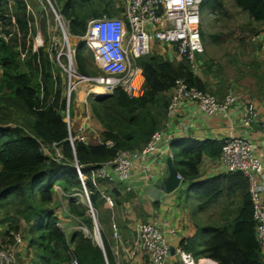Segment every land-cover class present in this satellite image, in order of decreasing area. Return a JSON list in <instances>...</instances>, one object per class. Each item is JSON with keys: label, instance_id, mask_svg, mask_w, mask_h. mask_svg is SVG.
<instances>
[{"label": "trees", "instance_id": "obj_1", "mask_svg": "<svg viewBox=\"0 0 264 264\" xmlns=\"http://www.w3.org/2000/svg\"><path fill=\"white\" fill-rule=\"evenodd\" d=\"M56 1L73 34H84L93 18L104 14L121 16L124 12L122 0ZM28 2L0 0V226L9 222L0 247H9L3 246L5 240L9 244L15 242L12 233L19 230L24 220L29 264H73L74 260L76 264H119L112 234L113 223L117 224L113 219L125 199L123 187L101 177L96 178L95 185L92 170L113 160L120 150H141L164 127L177 80L183 79L188 86L209 91L218 98L223 91L220 85L207 89L206 82L187 60H171L150 53L138 59L145 77L144 94L131 97L125 89L117 87L109 94L90 95L92 114L102 126V142L76 140L73 145L66 120L64 75L57 71V64L49 54L45 14L39 20L43 42L36 48L37 20ZM235 2L249 14L252 23L264 24V0ZM222 7L223 0H203L201 14L204 11L218 14ZM200 29L207 45L208 34L202 23ZM93 59V52L86 44H79L76 51L79 73L96 75L91 70ZM198 60L200 71L211 70L208 63L213 64L204 58V53ZM254 66L259 64L255 62ZM257 78L263 84L264 76ZM107 141H113L114 145L108 146ZM223 145V140L212 138L178 137L170 142L177 171L184 182L190 183L186 192L199 199L198 208L222 202L225 205L221 222L197 223L196 234L182 240L180 246L192 253L196 261L208 258L217 264H264V250L256 235L250 183L243 171H226L200 179L204 158L219 160ZM44 146L50 148L51 155L45 153ZM76 159L83 165L103 246L83 229L74 231L69 239L53 207L55 187L59 186L67 194L71 214L89 231L94 230L89 206L71 196L84 190ZM107 194L113 198V206L107 201Z\"/></svg>", "mask_w": 264, "mask_h": 264}, {"label": "built area", "instance_id": "obj_2", "mask_svg": "<svg viewBox=\"0 0 264 264\" xmlns=\"http://www.w3.org/2000/svg\"><path fill=\"white\" fill-rule=\"evenodd\" d=\"M47 14L46 29H52L48 34L50 41L49 54L69 78V92L66 94L67 110L66 120L70 130V140L75 145L76 140L87 141L81 132L73 136V127L70 114L72 102V90L76 89L73 77L80 76L87 82H93L103 88V93H111L115 88L122 87L131 97H138L145 92V77L143 68L138 59L148 55L157 46H165L171 60H187L194 72H198L200 62L198 56L204 53V43L200 25L202 23L201 4L203 0H122L124 12L122 16H108L89 20L84 34H73L70 31L68 20L65 18L56 0H39ZM29 9L33 12L32 5L28 2ZM34 14V12H33ZM52 14L50 26L49 16ZM49 33V32H48ZM42 41V36H36ZM85 43L91 50L95 61L100 66L103 74L87 76L79 73L76 64V51L79 44ZM38 46V44H36ZM166 51V52H167ZM174 56V57H173ZM65 82V79H64ZM96 89H90L88 95L95 93ZM239 95L232 87L228 89L223 100L215 94L190 87L183 79L176 82L168 107L167 119L164 127L156 131L149 142L138 151L120 150L113 160L104 162L100 168L92 170L93 182L97 185L96 178H106L111 181H127L135 164L140 170H149L160 155H168L172 158L170 142L178 137H190L189 127L184 125L181 133L170 130L175 118L180 117L188 106L195 107L207 117H214L220 113H228L238 102ZM245 114L242 117L244 126L252 127L257 121L256 108L252 100L245 103ZM88 109L80 117L81 129L90 119ZM171 127V128H170ZM223 150L219 161L227 171L241 170L250 183L251 201L254 208L257 239L264 250V197L263 186L259 183L258 175L263 169V162L255 153L253 143L245 136L240 135L232 128L223 137ZM108 146H113V141H107ZM45 153L51 155L48 146H44ZM60 155V154H59ZM76 167L79 169L84 181V192L88 200V206L98 228L95 209L92 206L90 192L86 185V176L83 165L76 159ZM180 175V174H179ZM181 177V176H180ZM182 178V177H181ZM127 189H132L127 186ZM83 193V192H82ZM81 193L71 194L76 197ZM107 201L114 205L113 198L107 196ZM78 201V199H76ZM81 229L89 231L82 223ZM114 235L118 236L116 224L113 223ZM99 230V228H98ZM140 246L147 252L153 264H165L173 249L163 233L159 221L149 220L138 224ZM16 242L21 236L16 235ZM21 241V240H20ZM98 242V241H97ZM99 243V242H98ZM100 245L103 243H99ZM183 264H203L196 261L193 254L184 250L181 246L176 248ZM16 253L12 247H0V264H14ZM76 260L73 264H76Z\"/></svg>", "mask_w": 264, "mask_h": 264}, {"label": "crops", "instance_id": "obj_3", "mask_svg": "<svg viewBox=\"0 0 264 264\" xmlns=\"http://www.w3.org/2000/svg\"><path fill=\"white\" fill-rule=\"evenodd\" d=\"M259 35L260 39L264 42V31H261ZM262 46L264 49V45ZM253 74L255 76H264V63L256 68ZM240 85L239 89L237 88L238 90H236L239 95L238 102L228 113H220L214 117H207L195 107L187 105L182 115L175 118L170 130L175 131L176 135H178L181 133L184 125H187L189 127L190 137L197 139H222L234 128L236 133L247 137L253 143L255 153L264 165V91L262 90V87L264 88V82L262 84L261 81L258 82V80H255L250 85L244 83ZM218 96L223 100L225 92ZM87 97L86 93H84V96L77 94L74 97L73 102H75L78 111L75 118L71 116L73 118V127L76 129V132H81L85 136L87 142L99 144L102 142L100 134L102 126L93 116ZM247 99L252 100L256 108L257 121L252 127L244 126L242 123ZM87 109L91 117L83 129H81L82 122L80 120V114L83 110L85 111ZM167 159L168 155H160L153 166L149 170L144 171V173L140 170L139 165L135 164L132 174L127 181H113L114 185H122V196L125 198L119 208V213L113 219L117 223L118 236L114 235L113 229L112 238L115 243V251L119 264H153L147 252L140 246L138 224L141 222L149 220L159 221L161 229L173 249L165 264H183L176 248L180 246L182 240L196 234L197 223L221 222V216L225 211L223 202L222 204L207 206L204 209L198 208L197 205L199 203L193 201L195 200V197L192 196L193 193L189 194L186 192L190 186L189 182H184L180 189L165 196L163 199L155 201L149 199L148 188L165 175ZM226 171L219 160L206 157L201 166L200 179H206ZM258 180L263 186L264 197V166L259 172ZM127 186H131L132 189L128 190ZM110 188L107 187L106 190L108 191ZM55 189L57 192L56 197L59 196L62 202L63 199L65 202H63L64 207L61 211L56 210L54 207L55 204L53 207L59 218V225L70 239L74 231L81 229L82 221L69 211L67 194L59 186H56ZM191 197H194L192 198L193 200H191ZM217 207L220 208L217 209ZM22 221L25 222L24 220ZM26 242L28 243V240ZM25 246L26 243H21L22 250ZM198 261L203 262V264H217L216 261L208 258H199Z\"/></svg>", "mask_w": 264, "mask_h": 264}, {"label": "rangeland", "instance_id": "obj_4", "mask_svg": "<svg viewBox=\"0 0 264 264\" xmlns=\"http://www.w3.org/2000/svg\"><path fill=\"white\" fill-rule=\"evenodd\" d=\"M28 1L33 7L34 10L33 12L37 20L36 27H37V36H38L40 35V28H41L39 20L40 17L43 16V14L45 13L44 11L45 9L43 10L41 2L39 0H28ZM46 15L47 14H45L44 16ZM49 18H50L49 19L50 26H53L52 14L49 16ZM202 25H203V29L208 34L207 45L204 42V48H205L204 58L208 62H212L213 64L212 66L210 63H208L209 66H211L210 68L211 70L209 71L208 69H202L201 71L198 70L199 75L206 82L207 89L212 90L215 89L217 85L218 86L220 85L222 91L225 92L226 94V91L229 87H232L234 90H238L239 85L242 83L246 85L248 84L250 85L255 80H258V82H260V79H258L257 76H255L253 73L256 68H258L262 63H264V57H263L264 49L263 46L261 48L259 47L260 43L264 45L263 40H261L259 37L261 31L262 32L264 31L263 28L264 24L260 25L258 23H252L249 14L241 10L236 5L235 0H223V7L221 10L218 11V14H214V13L208 14L205 11L202 13ZM51 30L47 29L46 31L47 34H50ZM51 32L53 33L54 30H52ZM209 35L213 36V38L209 37ZM37 42L38 43H36V38H35L36 48L41 46V40L39 39L37 40ZM36 44H38V46ZM154 46L155 47L153 48V51L151 53H159L169 58V53L165 46H157L156 44H154ZM255 62L259 64L258 67L254 66ZM55 67L57 71L61 70L63 72L65 79V95L66 94L68 95L69 78L67 77L66 73L61 68V66L57 64L55 65ZM91 70L94 71L96 75L103 74L100 66L95 61V59L92 60ZM73 81L75 82L76 89L72 90V95H73L72 102L74 100L75 95L77 96V94L79 96H84V93H86V97L88 96L87 98H89L90 95H93V93L88 95L90 89H94V88L96 89L98 87L93 82H87L81 79L80 76L73 77ZM94 92L97 93L98 91L95 90ZM100 94H107V93L98 92V94L95 95H100ZM77 111L78 110L75 105V102H73L71 106V114H72L71 116L73 118H75ZM84 114L85 111L83 110V112H81L80 115L83 116ZM73 118H72V122H73ZM71 133L73 136L76 134V129L74 127H72L71 129ZM80 193L81 195L78 194L74 198L78 199V201H82L87 204L88 200L86 198L84 190L83 193L82 192ZM192 196H194V194H192ZM194 197H191V200H193L192 198ZM194 199L195 200L193 201H195V203L199 202V199H197L196 197ZM63 202H65L64 199ZM63 202L59 196L56 197L54 203L55 204L54 207L56 208V210L58 211L63 210L64 207ZM218 208L220 207H217V209ZM89 213L93 216L91 211H89ZM0 218H2V215H0ZM8 225L9 222L6 221L5 225L3 224L0 226V241H2L3 238L2 234L6 230ZM26 230H27V224L22 221L19 230L14 231L12 233L14 237L19 234V236H21L20 239L21 241L19 240L16 242L15 240V242L9 244V241L5 240L2 243L3 246L12 247L15 250L16 260L14 264L30 263V256L27 254L26 246L23 250L21 248V243H26L27 245ZM86 234L88 236L93 237V239L96 242L98 241L99 243H102L101 234L98 228L96 227V224L94 230L92 232L87 231ZM100 246H102V244Z\"/></svg>", "mask_w": 264, "mask_h": 264}, {"label": "water", "instance_id": "obj_5", "mask_svg": "<svg viewBox=\"0 0 264 264\" xmlns=\"http://www.w3.org/2000/svg\"><path fill=\"white\" fill-rule=\"evenodd\" d=\"M183 183L184 181L180 177L173 159L168 158L165 175L149 186L148 197L152 201L163 199L165 196L180 189Z\"/></svg>", "mask_w": 264, "mask_h": 264}, {"label": "bare ground", "instance_id": "obj_6", "mask_svg": "<svg viewBox=\"0 0 264 264\" xmlns=\"http://www.w3.org/2000/svg\"><path fill=\"white\" fill-rule=\"evenodd\" d=\"M86 88V87H85ZM96 91L103 93V89L101 87H97Z\"/></svg>", "mask_w": 264, "mask_h": 264}]
</instances>
